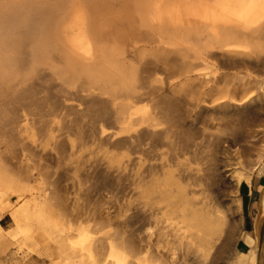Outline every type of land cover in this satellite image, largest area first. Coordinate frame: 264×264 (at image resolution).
<instances>
[{
    "label": "bare ground",
    "instance_id": "bare-ground-1",
    "mask_svg": "<svg viewBox=\"0 0 264 264\" xmlns=\"http://www.w3.org/2000/svg\"><path fill=\"white\" fill-rule=\"evenodd\" d=\"M0 122V206L36 230L56 213L68 263L119 241L126 262L219 264L225 168L239 189L264 163V0H0Z\"/></svg>",
    "mask_w": 264,
    "mask_h": 264
},
{
    "label": "rangeland",
    "instance_id": "rangeland-1",
    "mask_svg": "<svg viewBox=\"0 0 264 264\" xmlns=\"http://www.w3.org/2000/svg\"><path fill=\"white\" fill-rule=\"evenodd\" d=\"M235 122L238 123V120L236 119ZM185 123L184 130L186 133H192L196 137L200 136L201 125L199 121H195L193 124L191 122ZM2 132L3 129L0 122V149L4 156H7V151L4 144L1 142ZM222 137L233 138L227 133L223 134ZM261 138L262 136L251 139L253 144L242 140L238 145L233 147L232 154H236L238 150H242L246 147H251L250 149L258 148L259 143L263 141V138ZM103 149L110 148L105 146ZM224 157L225 155L223 154L220 159H224ZM234 162L235 160L231 161V163ZM132 169L133 172L136 173L137 164L133 166ZM225 170L226 174L224 181L220 184V200L225 211V223L224 231L218 242V247L223 251L224 260L220 261L219 264H234V261L239 256L236 243L242 228V212L239 200V189L236 188L232 177L233 166H228ZM261 175H264V163L253 172L252 178ZM95 181L96 180H91L83 186L82 197H80L78 201V208L83 209V207L85 208V206L88 205L91 196L89 197V194H86L85 189L87 190L90 187H94L96 185ZM84 192L85 194H83ZM105 193L107 195L105 196L106 200L111 203H127L130 201V199L125 196L126 193L124 192L121 193L117 190L108 189ZM12 201L16 202V199H12ZM71 202V200L69 202L67 201L69 206ZM50 203L55 206L57 204L56 197H53ZM0 215L2 218L0 223L7 231H18V234L13 236V239L11 236L7 241L0 242V264H70L62 257L58 241L54 239L55 233L57 234L58 232L56 226L58 225L59 217L56 213L49 217L51 220V222L49 221L50 225L45 226L41 224L37 230L33 228L31 222L23 221L18 226L11 213L8 210H4L2 206H0ZM84 218L85 216L74 224L79 226ZM82 226L84 227L85 233L91 238L101 236L104 232L114 233V237L118 235L117 229L114 227H109L97 234L95 233V229L92 228L91 222H83ZM134 227L137 228V219ZM78 236V234H75L73 237L77 240ZM134 240L137 241V232H135ZM89 244L90 241H85L86 248ZM115 244L113 248L112 246H108V249L104 252V255L101 256V260L98 261V263L96 262V260H99L97 257L98 255H96L94 251L89 249L84 250V255L82 257L83 262L81 264H137V258L129 257L127 258V262L124 261V256L129 252V249L126 248L127 246L120 245L119 241Z\"/></svg>",
    "mask_w": 264,
    "mask_h": 264
},
{
    "label": "crops",
    "instance_id": "crops-1",
    "mask_svg": "<svg viewBox=\"0 0 264 264\" xmlns=\"http://www.w3.org/2000/svg\"><path fill=\"white\" fill-rule=\"evenodd\" d=\"M264 193V175L244 181L239 187L242 212V228L236 247L239 252H248L259 245V225L264 216L261 206Z\"/></svg>",
    "mask_w": 264,
    "mask_h": 264
},
{
    "label": "water",
    "instance_id": "water-1",
    "mask_svg": "<svg viewBox=\"0 0 264 264\" xmlns=\"http://www.w3.org/2000/svg\"><path fill=\"white\" fill-rule=\"evenodd\" d=\"M264 256V218L260 221L259 225V258ZM262 264V261L259 263Z\"/></svg>",
    "mask_w": 264,
    "mask_h": 264
}]
</instances>
